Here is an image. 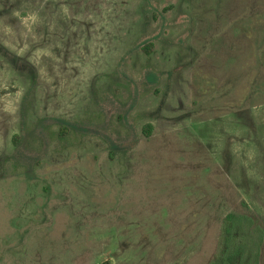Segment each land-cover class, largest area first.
<instances>
[{"label":"rangeland","instance_id":"rangeland-1","mask_svg":"<svg viewBox=\"0 0 264 264\" xmlns=\"http://www.w3.org/2000/svg\"><path fill=\"white\" fill-rule=\"evenodd\" d=\"M229 213L264 229V0H0V264H212Z\"/></svg>","mask_w":264,"mask_h":264},{"label":"trees","instance_id":"trees-1","mask_svg":"<svg viewBox=\"0 0 264 264\" xmlns=\"http://www.w3.org/2000/svg\"><path fill=\"white\" fill-rule=\"evenodd\" d=\"M151 46V45H150ZM149 52L150 47H144ZM153 124L144 127V133L150 137ZM17 134L13 139L16 140ZM226 238L221 257L212 264H258L259 252L264 242V229L254 224L250 216H238L229 213L226 217Z\"/></svg>","mask_w":264,"mask_h":264}]
</instances>
